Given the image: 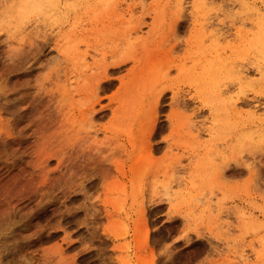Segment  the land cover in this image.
<instances>
[{
	"label": "rangeland",
	"instance_id": "rangeland-1",
	"mask_svg": "<svg viewBox=\"0 0 264 264\" xmlns=\"http://www.w3.org/2000/svg\"><path fill=\"white\" fill-rule=\"evenodd\" d=\"M234 3L0 10V264H264V52Z\"/></svg>",
	"mask_w": 264,
	"mask_h": 264
},
{
	"label": "bare ground",
	"instance_id": "bare-ground-1",
	"mask_svg": "<svg viewBox=\"0 0 264 264\" xmlns=\"http://www.w3.org/2000/svg\"><path fill=\"white\" fill-rule=\"evenodd\" d=\"M40 2L43 3H48L50 5H54L55 0H39ZM30 0H24V2L19 5L18 7L15 6V4L13 2H11V0H3L2 5L0 6V10L1 11V16L4 17L7 20V24L8 25H12V23L14 22V19L18 16H22L23 11L26 7V4L29 3ZM181 2V1H180ZM179 2V3H180ZM204 2V1H203ZM234 2L236 3V6L238 7V9H240L241 11H243L245 13L246 16H250L253 18L254 21H251V26L253 27L254 31L251 32L249 35H247L248 37V41H250V46L256 50H259L260 52H264V9H258L254 6L253 3H250L248 0H234ZM182 3V2H181ZM180 3V4H181ZM234 3V4H235ZM179 4V5H180ZM205 4V2H204ZM181 6V5H180ZM180 6H176L180 9ZM34 10V9H33ZM201 26V25H200ZM204 26L202 25L201 28H203ZM205 28V27H204ZM10 29V27H8V30ZM21 29V28H20ZM23 29V28H22ZM140 29V28H139ZM138 29V30H139ZM207 29V28H206ZM252 29V30H253ZM129 30V29H128ZM136 30V29H134ZM26 31V30H25ZM130 31H133V29L131 28ZM203 31V29H202ZM207 32V31H206ZM205 32V33H206ZM136 33V32H134ZM129 35V34H128ZM135 35V34H134ZM14 38V36H13ZM9 39V38H8ZM24 40V39H23ZM204 40V39H203ZM67 42H68V46L72 47L73 44L75 43L74 40L70 37L67 38ZM219 55V54H218ZM220 56V55H219ZM130 59V58H128ZM115 60V59H114ZM113 61V60H111ZM129 61V60H128ZM194 61V60H193ZM263 61V60H262ZM126 62V60L124 61H118L116 62L113 66H120L123 65ZM227 62V61H226ZM127 63V62H126ZM200 63V62H199ZM226 67V64H224ZM233 65V64H232ZM255 65V71H262V66L259 63L254 64ZM239 67V66H238ZM109 71V70H108ZM202 76L200 78H198L197 80H195L196 84H202V85H206V81H204L205 79L202 78L203 76L206 77L205 75V69H202ZM228 72V71H227ZM237 73V80L241 83L242 81H248V77L247 75L244 73L243 69H239L236 71ZM107 74V73H105ZM109 74V72H108ZM205 74V75H204ZM228 74H230L228 72ZM233 74V73H232ZM259 74V73H258ZM235 75V74H233ZM259 76V75H258ZM260 77V76H259ZM194 80V79H193ZM75 81V80H74ZM234 82V81H233ZM193 83V82H192ZM238 83V82H237ZM244 84V83H243ZM236 85V83H235ZM242 86V85H240ZM192 87V86H191ZM252 87V86H251ZM264 87V86H263ZM99 88V87H98ZM97 88V89H98ZM100 89V88H99ZM98 89V90H99ZM239 89V88H238ZM261 89V88H260ZM96 91V90H95ZM222 91V90H221ZM238 91V90H237ZM214 92V91H213ZM225 93V92H224ZM220 94V92H219ZM222 94V93H221ZM224 95V94H223ZM221 96V95H219ZM175 98V97H174ZM173 99V98H172ZM228 99V98H227ZM231 101V100H230ZM235 104V103H234ZM258 111V110H257ZM255 113V112H254ZM257 113V112H256ZM260 114V113H259ZM255 116V115H254ZM254 122L252 124H254L255 126H259V128L264 127V122H262L261 120L258 119V117H254ZM262 139V138H261ZM264 241V240H263ZM261 243H263L261 241ZM242 256V255H241ZM258 256V255H257ZM241 259H243V256L241 257Z\"/></svg>",
	"mask_w": 264,
	"mask_h": 264
}]
</instances>
